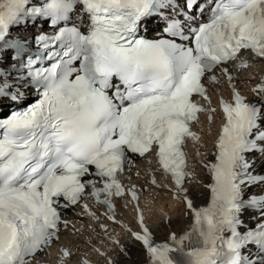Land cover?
<instances>
[{
  "label": "snow or ice",
  "instance_id": "6c2138e0",
  "mask_svg": "<svg viewBox=\"0 0 264 264\" xmlns=\"http://www.w3.org/2000/svg\"><path fill=\"white\" fill-rule=\"evenodd\" d=\"M254 65L264 67V0H0V264H46L62 233L86 230L97 264H117L110 253L128 250L105 218L146 264H264V192L249 194L264 188V72L240 77ZM222 83L230 97L219 100L212 159L199 161L205 182L185 148L202 155L193 128L202 114L212 123L210 92ZM249 83L252 99L241 91ZM152 154L158 169L131 183ZM198 187L206 206L194 204ZM162 190L191 225L157 243L140 203ZM120 200L135 205L139 231L117 219ZM57 253L55 264L75 255Z\"/></svg>",
  "mask_w": 264,
  "mask_h": 264
},
{
  "label": "bare ground",
  "instance_id": "6f19581e",
  "mask_svg": "<svg viewBox=\"0 0 264 264\" xmlns=\"http://www.w3.org/2000/svg\"><path fill=\"white\" fill-rule=\"evenodd\" d=\"M255 71H259V73L255 74L256 77L258 78L260 73L264 72V68H261L259 70L256 68ZM250 74H252L251 71H249L247 75L241 72L240 77L241 79H244L246 76ZM253 83L242 85L241 86L242 93L244 94L245 90L250 89L253 86ZM200 128L202 134L204 135L206 134V132H209V130L213 129V127L209 126V124H203L202 126H200ZM203 145L204 147L201 148V153L204 152L201 155L202 158H204L207 153L206 147L208 146V142L206 138H204L203 140ZM195 151L196 149L193 148L192 152ZM192 152L190 153V158L192 163L196 165L198 158H196L195 154H193ZM148 167H150L151 169H155L154 166L152 165L149 166L146 162L141 164L138 168V171L140 173V178L137 179V177H133L131 183L144 184V181L150 178L145 176V168ZM196 171L200 175V177L205 180L206 172H202L199 169H197ZM257 171H261L259 167V158L257 162ZM156 179L157 182L159 183L161 177L157 175ZM127 183H129L128 180L126 184ZM206 194H207L206 189H203L202 187H198L194 189L193 200L196 207L205 204L204 202L206 200ZM122 203L125 205L124 201ZM122 203L118 204L117 219L121 221L123 224L130 227L132 231H139V227L135 219L136 217L135 205L130 204L128 207L123 209L124 205ZM140 208L144 211L145 222L147 226L151 229L154 236V240L157 243L165 241L168 235L172 232L181 235L190 227L191 216L184 214L186 211L184 206L179 201L174 200L171 192L167 190L159 191L158 194L157 191H153L151 193L145 192L144 196L141 198ZM68 217L69 219L74 218L72 214H70ZM106 225L108 226V233L112 237L117 238L120 241V243L124 245L128 250L127 256L120 255L118 249L110 253V256L116 259L117 264H146V256L143 248L139 244L132 242L130 234L124 232L119 225H114V224L111 225L106 224ZM79 226L80 225L77 224V227ZM96 229L97 231H100L99 224L96 225ZM101 235L103 236V233ZM88 236L89 233L87 230L84 233V237H73L67 233H64L61 236L60 245L70 247L71 250L75 253L74 257L71 260L74 261L75 264H77V261L81 258L83 259L87 258L90 261V264H97L98 261L97 255L92 252L91 247L84 244V238ZM92 243L97 247H100L102 251L105 248L111 247V245H109L107 241L102 242L100 238H93ZM98 243L99 246L97 245ZM60 245H56L49 250L51 253L49 257H52L54 253L58 255L57 248ZM85 252L91 254L86 256L82 255ZM49 257H47L46 262L48 261ZM54 260L56 261V259ZM71 261L69 262V264L71 263ZM99 264H104L103 260H100Z\"/></svg>",
  "mask_w": 264,
  "mask_h": 264
},
{
  "label": "rangeland",
  "instance_id": "374dc122",
  "mask_svg": "<svg viewBox=\"0 0 264 264\" xmlns=\"http://www.w3.org/2000/svg\"><path fill=\"white\" fill-rule=\"evenodd\" d=\"M70 264H75V262L74 261H71V263Z\"/></svg>",
  "mask_w": 264,
  "mask_h": 264
}]
</instances>
